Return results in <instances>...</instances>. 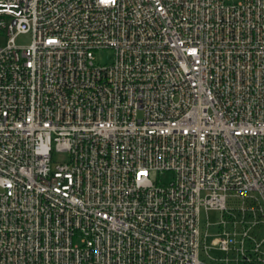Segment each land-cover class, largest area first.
<instances>
[{"label": "built area", "instance_id": "built-area-1", "mask_svg": "<svg viewBox=\"0 0 264 264\" xmlns=\"http://www.w3.org/2000/svg\"><path fill=\"white\" fill-rule=\"evenodd\" d=\"M0 264H264V0H0Z\"/></svg>", "mask_w": 264, "mask_h": 264}, {"label": "rangeland", "instance_id": "rangeland-1", "mask_svg": "<svg viewBox=\"0 0 264 264\" xmlns=\"http://www.w3.org/2000/svg\"><path fill=\"white\" fill-rule=\"evenodd\" d=\"M32 42V37L31 35H21L17 38V44L20 46H28ZM97 61L102 64L110 63L113 58V52L111 50H103L101 52H98L97 55ZM57 161H63L66 159V155H58L56 157ZM153 179L159 178L158 174H152L151 176ZM171 178L169 174L162 175L161 179L163 181H167ZM209 220L214 223L217 221V214L214 212H210L208 214ZM207 221V214L204 212L202 213V223L204 224ZM212 254H215L214 251H211Z\"/></svg>", "mask_w": 264, "mask_h": 264}]
</instances>
